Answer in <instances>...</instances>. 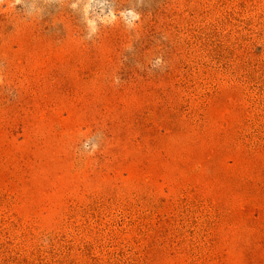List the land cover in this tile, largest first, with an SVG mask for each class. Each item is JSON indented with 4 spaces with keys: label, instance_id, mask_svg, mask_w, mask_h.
Masks as SVG:
<instances>
[{
    "label": "rangeland",
    "instance_id": "374dc122",
    "mask_svg": "<svg viewBox=\"0 0 264 264\" xmlns=\"http://www.w3.org/2000/svg\"><path fill=\"white\" fill-rule=\"evenodd\" d=\"M0 264H264V0H0Z\"/></svg>",
    "mask_w": 264,
    "mask_h": 264
}]
</instances>
